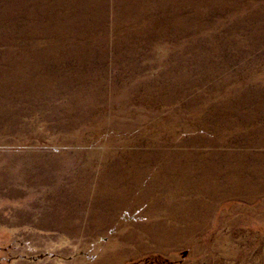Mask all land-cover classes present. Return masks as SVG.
<instances>
[{"label":"rangeland","instance_id":"rangeland-1","mask_svg":"<svg viewBox=\"0 0 264 264\" xmlns=\"http://www.w3.org/2000/svg\"><path fill=\"white\" fill-rule=\"evenodd\" d=\"M112 262L264 264V0H0V264Z\"/></svg>","mask_w":264,"mask_h":264},{"label":"bare ground","instance_id":"bare-ground-1","mask_svg":"<svg viewBox=\"0 0 264 264\" xmlns=\"http://www.w3.org/2000/svg\"><path fill=\"white\" fill-rule=\"evenodd\" d=\"M161 234V237L160 238H158L157 237V239H156V237H155V241H157L158 243H161V242H164V241H168V240H171V239H173V238H175V240L177 239V238H180V239H182V238H185V236L184 237H182V236H179V234L177 235V234H175L174 233V236H170V233L168 234V232H161L160 233ZM156 235V234H155ZM157 236V235H156ZM103 264H116V262H112V263H103Z\"/></svg>","mask_w":264,"mask_h":264}]
</instances>
